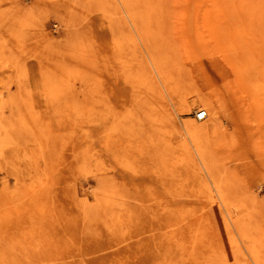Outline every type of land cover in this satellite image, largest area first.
<instances>
[{
	"label": "rangeland",
	"instance_id": "obj_1",
	"mask_svg": "<svg viewBox=\"0 0 264 264\" xmlns=\"http://www.w3.org/2000/svg\"><path fill=\"white\" fill-rule=\"evenodd\" d=\"M0 264H264V0H0Z\"/></svg>",
	"mask_w": 264,
	"mask_h": 264
},
{
	"label": "built area",
	"instance_id": "obj_2",
	"mask_svg": "<svg viewBox=\"0 0 264 264\" xmlns=\"http://www.w3.org/2000/svg\"><path fill=\"white\" fill-rule=\"evenodd\" d=\"M207 117L206 112L205 111H199L196 114V120H204Z\"/></svg>",
	"mask_w": 264,
	"mask_h": 264
},
{
	"label": "bare ground",
	"instance_id": "obj_3",
	"mask_svg": "<svg viewBox=\"0 0 264 264\" xmlns=\"http://www.w3.org/2000/svg\"><path fill=\"white\" fill-rule=\"evenodd\" d=\"M199 111H205V110H203V109H199ZM205 112H206V111H205ZM197 113H198V112H197ZM206 115H207V112H206ZM206 118H207V117H206ZM206 118H205V119H206ZM205 119H204V120H205ZM197 121H203V120H197ZM195 129L197 130L198 128H195Z\"/></svg>",
	"mask_w": 264,
	"mask_h": 264
}]
</instances>
